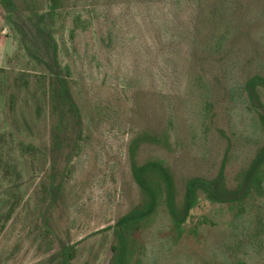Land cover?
<instances>
[{
	"label": "rangeland",
	"instance_id": "obj_1",
	"mask_svg": "<svg viewBox=\"0 0 264 264\" xmlns=\"http://www.w3.org/2000/svg\"><path fill=\"white\" fill-rule=\"evenodd\" d=\"M13 2L0 1V264H108L113 225L140 198L130 140L161 117L171 120L173 150L145 144L138 160L166 159L179 180L185 169L214 172L224 163L234 183L241 160L227 138L228 129H235L234 111L224 124L220 116L211 125L204 143L190 134L189 105L167 96L182 93L189 44L185 34L164 38V5L61 0L53 8L50 0ZM194 11L193 1L176 10L182 32L191 28ZM166 56L172 59L168 65ZM50 76L69 81L81 112L50 94ZM139 87L152 98L142 118V105L127 92ZM174 108L178 120L172 125ZM236 121L242 130L245 121ZM221 206L202 202L198 213L220 224L185 238L180 248L203 249L221 239L228 219ZM46 226L48 236L37 238Z\"/></svg>",
	"mask_w": 264,
	"mask_h": 264
},
{
	"label": "trees",
	"instance_id": "obj_2",
	"mask_svg": "<svg viewBox=\"0 0 264 264\" xmlns=\"http://www.w3.org/2000/svg\"><path fill=\"white\" fill-rule=\"evenodd\" d=\"M0 1L6 6L14 4L13 0ZM102 1L166 7L159 25L164 38L175 39L185 34L189 44L181 74L182 87L178 89L182 93L179 96L174 91L167 96L170 102L183 100L189 105L193 113L190 134L199 135L204 143L211 125L218 123L220 116L224 124L227 113L233 110L235 129H228L227 138L241 157L235 167L236 186L227 180L224 163L214 172L185 169L179 180L166 159L138 160L137 150L142 145L151 144L167 151L174 147L167 127L171 120L164 122L161 117L154 125L145 124L128 146L131 174L140 198L113 225L114 242L108 264H264V0ZM186 1L195 3V11L191 28L182 32L175 12ZM50 2L55 8L61 0ZM254 28L259 30L258 36ZM171 60L163 58L165 65ZM48 85L50 94L55 93L80 111L66 78L50 76ZM127 92L132 93L133 102L142 105L141 118L147 117L148 100H152L149 91L139 87ZM97 103L107 110L106 103ZM94 113L100 114L97 110ZM104 115L108 111L100 116ZM169 117L175 124L177 109ZM237 118L245 121L242 130ZM179 134L176 127L178 143ZM49 184L52 187L53 180ZM202 202L222 205V213L228 215L222 222L224 235L203 249L183 250L180 245L185 238H197L202 229L220 224L208 214L198 213ZM46 229L47 226L37 238L47 237Z\"/></svg>",
	"mask_w": 264,
	"mask_h": 264
}]
</instances>
